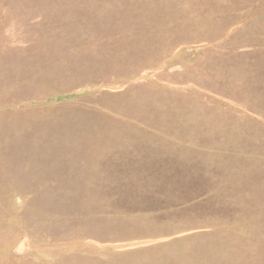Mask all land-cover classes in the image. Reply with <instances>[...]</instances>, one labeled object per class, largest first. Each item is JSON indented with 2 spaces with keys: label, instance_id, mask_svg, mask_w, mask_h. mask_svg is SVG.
<instances>
[{
  "label": "rangeland",
  "instance_id": "obj_1",
  "mask_svg": "<svg viewBox=\"0 0 264 264\" xmlns=\"http://www.w3.org/2000/svg\"><path fill=\"white\" fill-rule=\"evenodd\" d=\"M0 264H264V0H0Z\"/></svg>",
  "mask_w": 264,
  "mask_h": 264
},
{
  "label": "crops",
  "instance_id": "obj_2",
  "mask_svg": "<svg viewBox=\"0 0 264 264\" xmlns=\"http://www.w3.org/2000/svg\"><path fill=\"white\" fill-rule=\"evenodd\" d=\"M96 241H98V240H96ZM98 242H99L101 245L104 244V242H101V241H98ZM99 243H98V244H99Z\"/></svg>",
  "mask_w": 264,
  "mask_h": 264
}]
</instances>
